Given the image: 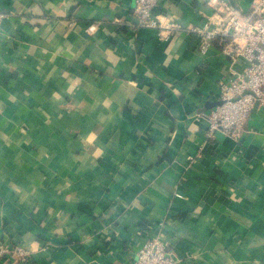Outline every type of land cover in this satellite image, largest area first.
Listing matches in <instances>:
<instances>
[{"label":"crops","instance_id":"crops-1","mask_svg":"<svg viewBox=\"0 0 264 264\" xmlns=\"http://www.w3.org/2000/svg\"><path fill=\"white\" fill-rule=\"evenodd\" d=\"M133 5L0 0V238L30 264H128L148 232L176 264H264V109L240 141L207 137L195 114L218 100L221 56L133 30ZM159 8L184 28L214 12Z\"/></svg>","mask_w":264,"mask_h":264},{"label":"built area","instance_id":"built-area-1","mask_svg":"<svg viewBox=\"0 0 264 264\" xmlns=\"http://www.w3.org/2000/svg\"><path fill=\"white\" fill-rule=\"evenodd\" d=\"M162 0H134L130 28H157L163 39H171L180 30H186L193 39V46L200 53L214 48L226 65L218 80V100L195 115L204 123L205 135L214 137L222 132L236 140L245 135V121L255 102L264 109V0H251L245 10L233 7L229 0H205L213 7L210 16L200 23L187 24L184 28L160 11ZM8 15L0 9V26ZM96 29L90 22L85 31ZM31 250L20 240L0 238V261L3 264H30ZM128 264H176L168 250L162 232H149L136 255Z\"/></svg>","mask_w":264,"mask_h":264}]
</instances>
